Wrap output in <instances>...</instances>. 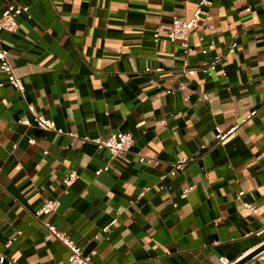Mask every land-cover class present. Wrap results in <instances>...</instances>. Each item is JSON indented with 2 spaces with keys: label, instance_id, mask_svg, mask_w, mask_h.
<instances>
[{
  "label": "crops",
  "instance_id": "0c3cea01",
  "mask_svg": "<svg viewBox=\"0 0 264 264\" xmlns=\"http://www.w3.org/2000/svg\"><path fill=\"white\" fill-rule=\"evenodd\" d=\"M197 1L0 0V14L11 3L28 7L16 32L0 33L24 84L23 97L0 87L3 264H68L67 249L41 223L95 252V264H220L261 246L264 0H209L185 56L167 32L173 19L192 17ZM214 56L222 62L202 74ZM203 92L209 102L197 100ZM27 104L61 133L38 129ZM254 110L216 145L215 127L226 131ZM116 133L133 144L115 159L82 140ZM178 160L184 168L171 176ZM71 172L77 178L66 188ZM50 199L57 210L36 217Z\"/></svg>",
  "mask_w": 264,
  "mask_h": 264
},
{
  "label": "built area",
  "instance_id": "2783aa9c",
  "mask_svg": "<svg viewBox=\"0 0 264 264\" xmlns=\"http://www.w3.org/2000/svg\"><path fill=\"white\" fill-rule=\"evenodd\" d=\"M211 5V2L209 0H198L196 7L194 9L193 15L188 20H179V19H173L171 21L170 28L167 32L168 40L171 43H177L180 48L183 51V54L187 56V54L190 52V36L191 32L198 28L199 26V19L201 17H204L206 15L205 8L209 7ZM28 7L18 5L15 3H11L7 5L0 14V33H14L17 30V22L16 18L21 14H27ZM237 47L236 42H232L227 47V53L231 54L235 51ZM223 57L222 56H214L213 59L210 62H206L203 65L199 67V71L204 74L208 75L211 72H214L217 68V66L222 62ZM183 69L184 72L190 73V68L188 67V61L185 58L183 60ZM0 71L3 73L5 77L4 82H0V87H2L4 84H7L14 90H16L22 97L24 96V84L22 80L17 77L13 72V67L9 61L8 53L7 51L0 48ZM145 72H156L160 73L162 72L161 68H146ZM183 85H179L178 89H183ZM167 93H170V91H167ZM197 100H204L208 101V96L205 92L201 93L199 96H197ZM26 109L28 113L31 115L32 120L35 124V126L38 129H41L43 131H54L61 133L60 130H57L55 127L54 122L44 116L43 114L36 113L34 111V108L32 105L27 104ZM257 114V111H251L245 119L241 121L240 124L233 125L230 129L223 131L219 129L218 127H215V141L216 145L222 143L229 137H235L237 135L238 129L240 126L244 123H246L248 120H250L253 116ZM83 142H88L92 145H94L97 149L100 150H106L110 156L111 159H115L117 156L125 154L129 151L130 147L133 144V139L130 134L128 133H116L112 134L107 138H101V137H94L89 138L85 137L82 139ZM29 143H34L33 140H29ZM144 160V157H140L139 161L142 162ZM186 161L185 160H178L175 163L172 164V169L169 172L171 176H174L176 172L182 171L184 168ZM155 164L157 162L155 161ZM108 169V165L104 166L101 169H98L95 174L98 175L102 171H106ZM77 178V175L74 172H71L69 175H67L63 180V185L68 188L71 187V185L74 183L75 179ZM191 189V188H190ZM190 189L186 190L185 193H187ZM237 200L241 202V194L239 193L237 195ZM242 206L245 210H247L253 217H258L257 210L254 206L246 203L241 202ZM58 202L55 199H50L44 201L41 208L35 213L36 217H39L40 215L44 213H52L55 212L58 208ZM117 221V215L109 222L108 225L103 227L101 229L102 233H107ZM42 227L46 230V232L52 236L54 239H56L58 242H60L68 251V258L67 262L68 264H95L93 262V256L95 255V252H91L88 254H84L82 249L77 246L67 235L64 233H61L57 231V229L49 224V223H41ZM264 233V227L260 229L256 235H260ZM264 244V241L261 243V245ZM264 260V254L263 251L254 256L252 259L246 261L244 264H256L257 261H263ZM7 262L6 258L0 254V264H3ZM14 260H9L8 263L12 264L14 263ZM220 264H234L236 261H229L226 258H220L219 259Z\"/></svg>",
  "mask_w": 264,
  "mask_h": 264
},
{
  "label": "water",
  "instance_id": "95a60500",
  "mask_svg": "<svg viewBox=\"0 0 264 264\" xmlns=\"http://www.w3.org/2000/svg\"><path fill=\"white\" fill-rule=\"evenodd\" d=\"M262 251H264V244L261 245L259 248L255 249L254 251H252L251 253H249L248 255H246L245 257H243L242 259H240L239 261H237L234 264H244L246 261L252 259L254 256H256L257 254H259Z\"/></svg>",
  "mask_w": 264,
  "mask_h": 264
}]
</instances>
